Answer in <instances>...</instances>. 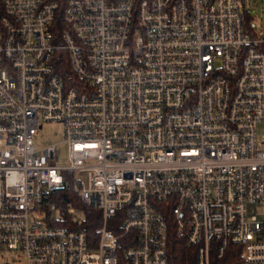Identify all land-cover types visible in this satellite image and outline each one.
<instances>
[{"label":"built area","instance_id":"2783aa9c","mask_svg":"<svg viewBox=\"0 0 264 264\" xmlns=\"http://www.w3.org/2000/svg\"><path fill=\"white\" fill-rule=\"evenodd\" d=\"M245 12L0 0V264H170L171 221L196 264L230 245L264 264V37ZM41 121L63 124L67 165L36 147ZM76 175L92 236L57 225Z\"/></svg>","mask_w":264,"mask_h":264},{"label":"trees","instance_id":"16d2710c","mask_svg":"<svg viewBox=\"0 0 264 264\" xmlns=\"http://www.w3.org/2000/svg\"><path fill=\"white\" fill-rule=\"evenodd\" d=\"M246 27L250 32L254 34L252 27L253 17L249 15L248 11L245 12ZM69 185L58 191L56 195V203L59 209V214L62 219H57L58 226H67L70 229H80L86 231L90 236L95 235L96 229L100 226L101 222L98 216V212L95 209L88 208L83 204L78 194L79 188L77 182L69 176L66 177ZM82 211L84 217L82 220L78 219L75 223V211ZM175 221H171L169 227L168 249L170 252L169 263L170 264H196L195 254L196 249L188 245L186 236L179 234ZM120 233L116 230V234ZM227 254L222 259L213 258L212 264H237L241 261V248L230 245Z\"/></svg>","mask_w":264,"mask_h":264},{"label":"rangeland","instance_id":"374dc122","mask_svg":"<svg viewBox=\"0 0 264 264\" xmlns=\"http://www.w3.org/2000/svg\"><path fill=\"white\" fill-rule=\"evenodd\" d=\"M243 8L248 11L249 15L253 17L252 27L256 31L258 37H264V0H242ZM258 138L261 140L264 133V121L258 125ZM35 137V145L37 148H44L46 145H55L57 151L58 165L68 164V151L67 144L65 142L66 137L64 135V126L60 122L53 121H41ZM74 180H86L81 175H76ZM259 211L258 208L254 209ZM78 211L75 215V223L78 219L82 220L84 214L82 211ZM75 211V212H77ZM57 216V215H56ZM58 217V216H57Z\"/></svg>","mask_w":264,"mask_h":264}]
</instances>
